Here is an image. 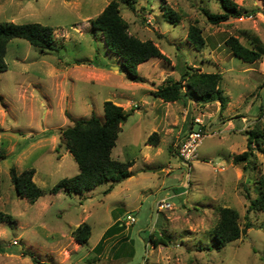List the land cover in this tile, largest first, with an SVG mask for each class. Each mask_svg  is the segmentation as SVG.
Instances as JSON below:
<instances>
[{"label": "rangeland", "instance_id": "1", "mask_svg": "<svg viewBox=\"0 0 264 264\" xmlns=\"http://www.w3.org/2000/svg\"><path fill=\"white\" fill-rule=\"evenodd\" d=\"M112 1L0 0V23L52 27L57 46L41 50L13 39L8 69L0 73V210L12 216L0 224V264H264V212H248L247 198L258 196L264 180V57L246 63L226 45L236 37L264 51L262 0H233L241 15L219 25L201 11L222 13L216 0H135L134 11L118 0L129 33L152 41L164 55L138 66L144 82L129 80L122 60L92 28ZM163 7L180 21L169 22ZM191 25L205 38L201 52L188 42ZM186 65L222 75L223 109L196 98L165 102L154 96L167 79L180 81ZM106 101L129 114L112 156L132 161L133 175L82 195L51 194L59 181L79 173L61 130L92 115L104 120ZM197 128L207 135L194 162L183 163L176 147ZM249 131L258 135L249 164H235L234 157L248 151ZM12 167L34 169L45 195L34 204L19 197ZM162 202L170 207L159 208ZM222 208L239 213L241 229L246 222L253 227L216 251L211 231ZM129 214L135 224L125 220ZM117 221L123 229L103 238ZM83 223L92 234L81 245L73 232ZM152 233L164 234L169 245L153 247Z\"/></svg>", "mask_w": 264, "mask_h": 264}, {"label": "trees", "instance_id": "2", "mask_svg": "<svg viewBox=\"0 0 264 264\" xmlns=\"http://www.w3.org/2000/svg\"><path fill=\"white\" fill-rule=\"evenodd\" d=\"M130 10L134 11L135 0H121ZM219 2L222 13H212L201 8L207 21L212 25H219L227 22L230 18L241 15L239 6L233 0H216ZM263 7H264V0ZM120 3L113 0L104 11L92 19V28L99 31L104 38V42L109 51L122 60L124 72L129 80L134 82H144L138 76L137 68L151 59H162L164 55L152 41H142L129 33L128 23L122 18L119 10ZM164 8L165 18L171 23L180 21V16L169 7ZM264 13V9H263ZM13 39H23L32 46L41 50L54 51L57 49L54 29L38 23L15 24L13 22L0 23V73L7 71L8 65L5 61L9 43ZM188 42L194 49L201 52L206 48V41L202 30L196 25H191L188 30ZM226 45L233 54L246 63L261 61L264 51L256 48H249L240 39L230 37L226 40ZM188 82L187 91H184L183 82ZM222 75L220 73H205L195 67L186 65V71L182 74L180 81L167 79L160 85L154 96L165 102H177L186 98H196L203 102H219L222 109L225 106V98L221 89ZM104 120L95 115L90 118L81 119L61 130V139L65 143L66 149L75 159L79 173L71 178H64L59 181L49 192L59 194L62 191L68 194L82 195L96 188L105 182L119 183L131 177L134 163L132 161H119L112 156L117 145L121 127L126 123L129 114L123 108L106 101L103 105ZM258 135L249 131L248 151L234 157L235 164H249L252 155V145ZM150 142H155L150 138ZM248 162V163H247ZM246 168V167H245ZM35 170L29 169L19 173L15 167L10 170L11 183L19 197L27 199L30 203H36L45 195V191L34 182ZM257 188L258 196L249 199L248 212H264V180H260ZM113 186L107 189L110 193ZM1 199V190H0ZM239 213L232 208L220 209V218L211 231L214 238L212 247L219 251L232 242L238 240L246 231L253 227L252 223L246 222L241 229L239 225ZM12 221V216L0 210V224ZM123 229L122 223L117 221L105 232L104 237L118 233ZM92 234V228L88 223L81 224L74 232L73 236L77 243L86 244ZM96 245V249L103 247L104 239ZM149 243L153 247L160 245L168 246L170 240L160 233H152Z\"/></svg>", "mask_w": 264, "mask_h": 264}, {"label": "built area", "instance_id": "3", "mask_svg": "<svg viewBox=\"0 0 264 264\" xmlns=\"http://www.w3.org/2000/svg\"><path fill=\"white\" fill-rule=\"evenodd\" d=\"M197 123H201L199 119L196 120ZM207 133L203 132L201 128L192 129L177 145L176 151L178 158L186 164H191L197 158V150L201 146ZM169 203H160L159 208H169ZM130 224L136 223V218L129 214L125 218Z\"/></svg>", "mask_w": 264, "mask_h": 264}, {"label": "crops", "instance_id": "4", "mask_svg": "<svg viewBox=\"0 0 264 264\" xmlns=\"http://www.w3.org/2000/svg\"><path fill=\"white\" fill-rule=\"evenodd\" d=\"M217 103H219V102H217ZM187 134H188V133H187ZM185 136H186V135H185ZM185 136H184V137H185ZM184 137H183V138H184ZM183 138H182V139H183ZM182 139H181V140H182ZM176 152H177V151H176ZM177 157H178V155H177ZM131 169H132V168H131Z\"/></svg>", "mask_w": 264, "mask_h": 264}]
</instances>
